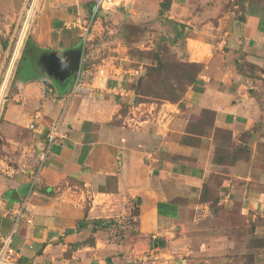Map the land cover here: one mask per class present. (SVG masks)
Wrapping results in <instances>:
<instances>
[{
  "label": "crops",
  "instance_id": "obj_1",
  "mask_svg": "<svg viewBox=\"0 0 264 264\" xmlns=\"http://www.w3.org/2000/svg\"><path fill=\"white\" fill-rule=\"evenodd\" d=\"M27 2L0 0V25ZM155 7L201 71L181 102L141 115L120 112L132 100L128 62L108 78L103 59L84 66L93 0L39 1L0 121V249L10 264H227L248 251L237 231L264 232L255 221L264 222V0ZM75 49L74 78L57 83L37 66ZM57 120L61 138L48 146ZM211 130L228 132L244 157L219 161Z\"/></svg>",
  "mask_w": 264,
  "mask_h": 264
},
{
  "label": "rangeland",
  "instance_id": "obj_2",
  "mask_svg": "<svg viewBox=\"0 0 264 264\" xmlns=\"http://www.w3.org/2000/svg\"><path fill=\"white\" fill-rule=\"evenodd\" d=\"M32 1L28 0L19 19L9 20L10 23L3 22L4 24L0 25V86L6 83L0 100V121L11 92L17 65L27 46L40 0H36L33 9ZM157 10L155 0H143L141 6L137 0H116L93 18L95 29L92 26L88 35L85 53L89 54V58L84 66L94 69L103 59V64L107 63V66L112 63L118 65L128 62L129 66L138 70V76H133L135 81L130 86L132 100L121 107L122 114H125L129 107L140 106L139 108L144 110H140L141 115H149L147 110L150 105L157 108L158 104L181 102L191 84L197 81L201 71L199 65L189 64L183 60L181 37L176 33L171 21L165 20L168 17L164 16V11ZM30 11L31 15L26 23ZM18 38L22 43L12 67L10 63ZM92 53L97 54L93 59ZM4 76L6 81L3 82ZM179 107L187 111L182 103ZM202 118L204 126L206 124L211 126V117L208 114H203ZM197 119L201 120L199 116ZM211 135L220 139L222 143L217 149L219 161L231 162L236 157H244V153H235L230 149L233 144L228 132L211 130ZM258 169L264 173V167L259 166ZM255 221L257 226L264 224L259 217ZM113 225H116L114 229H117V224ZM235 237L238 248L242 250L246 248L248 251L236 253L233 259L230 257L227 264H254L253 255L254 252L259 253L258 251L263 253L259 255L264 256V232H253V227H246L242 231H237ZM261 260L259 264H264V258ZM3 261L10 264L5 258Z\"/></svg>",
  "mask_w": 264,
  "mask_h": 264
},
{
  "label": "water",
  "instance_id": "obj_3",
  "mask_svg": "<svg viewBox=\"0 0 264 264\" xmlns=\"http://www.w3.org/2000/svg\"><path fill=\"white\" fill-rule=\"evenodd\" d=\"M82 61V51L75 49L61 53L43 54L37 66L44 76L57 83L65 82L77 76Z\"/></svg>",
  "mask_w": 264,
  "mask_h": 264
},
{
  "label": "built area",
  "instance_id": "obj_4",
  "mask_svg": "<svg viewBox=\"0 0 264 264\" xmlns=\"http://www.w3.org/2000/svg\"><path fill=\"white\" fill-rule=\"evenodd\" d=\"M114 1L116 0H93V8H92V19L96 17L100 12L103 11V9L107 6H110ZM87 32V30H85ZM104 61H102V65H100V70L99 74L105 78H108L109 76H118L115 71L118 69V67H121V64H116L115 63L108 65L107 63L103 64ZM114 71V72H113ZM132 76L137 77L138 76V70H133L132 69ZM62 126V122L60 120H57L53 123L48 128V134H47V144L48 146L56 144L57 141L61 138V133H60V128ZM4 249V250H3ZM6 250V248L1 247L0 249V259L3 261V253Z\"/></svg>",
  "mask_w": 264,
  "mask_h": 264
},
{
  "label": "bare ground",
  "instance_id": "obj_5",
  "mask_svg": "<svg viewBox=\"0 0 264 264\" xmlns=\"http://www.w3.org/2000/svg\"><path fill=\"white\" fill-rule=\"evenodd\" d=\"M35 3H36V0H33L32 3H31V9H33ZM30 15H31V11L29 12L28 16L26 17V23L28 22V19H29ZM21 43H22L21 39L19 40V38H18L17 43L15 45V49L13 51L14 54H13V59L11 60L10 66L15 62L16 58L18 57V53H19V49H20ZM4 81H6L5 76H4L3 82ZM5 86H6V83L5 84H1V86H0V96H2V94H3L2 91L5 90ZM0 264H6V263L0 259Z\"/></svg>",
  "mask_w": 264,
  "mask_h": 264
},
{
  "label": "trees",
  "instance_id": "obj_6",
  "mask_svg": "<svg viewBox=\"0 0 264 264\" xmlns=\"http://www.w3.org/2000/svg\"><path fill=\"white\" fill-rule=\"evenodd\" d=\"M194 82H195V81H194ZM194 82H193V83H194Z\"/></svg>",
  "mask_w": 264,
  "mask_h": 264
}]
</instances>
